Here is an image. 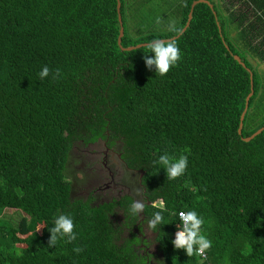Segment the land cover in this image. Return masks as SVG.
<instances>
[{
    "label": "trees",
    "instance_id": "trees-1",
    "mask_svg": "<svg viewBox=\"0 0 264 264\" xmlns=\"http://www.w3.org/2000/svg\"><path fill=\"white\" fill-rule=\"evenodd\" d=\"M194 1L120 0L123 47L176 37L168 22L184 28ZM209 1L214 9L194 7L175 38L182 58L160 76L145 64L154 55L146 46L119 45L118 0H0V264H201L172 244L182 210L205 221L212 248L203 264H264V130L242 138L264 126V0ZM44 66L62 78L41 80ZM106 138L144 171V220L160 210L153 203L165 205L154 263L141 252L132 197L92 205L72 196L73 144ZM165 153L188 156L184 175L169 180L153 163ZM7 209L23 215L14 223ZM61 214L73 218L76 240L50 247ZM124 228L131 233L120 240Z\"/></svg>",
    "mask_w": 264,
    "mask_h": 264
},
{
    "label": "clouds",
    "instance_id": "clouds-1",
    "mask_svg": "<svg viewBox=\"0 0 264 264\" xmlns=\"http://www.w3.org/2000/svg\"><path fill=\"white\" fill-rule=\"evenodd\" d=\"M259 14V13H258ZM157 24L161 23V19L158 17ZM167 31L174 33L176 37H179L183 32L182 26H177L176 20H170L167 24ZM150 50V53L154 54L149 56L145 54L144 61L149 70L155 68L156 74L165 76L174 67L178 65L181 60V50L178 46L177 39H153L146 45ZM39 78L44 80L49 76L53 80H59L62 78V72L60 69H56L54 72L49 69L48 66H44L39 72ZM190 151L185 149V152ZM154 164H159L166 172L167 179L175 180L184 175L188 168V156L180 155L178 158L170 156L165 153L159 156ZM145 202L143 200H134L130 206L129 212L131 215L139 216L141 212H144ZM153 207H158L160 210L153 213L152 217L148 219V227L155 230L158 225L163 224L162 211L165 205L161 202L159 205L152 204ZM179 218L181 226L177 227L175 233V239L172 244L176 249H183L188 257L199 256L201 257V264L203 260L207 258V252L212 248V241L202 232V227L205 224L204 219L195 211H181L179 212ZM75 224L71 215L61 214L56 217L54 226L49 229L50 240L49 246L56 245L58 239L66 238V243H72L76 240V234L74 232ZM39 230V229H38ZM83 251L81 247H74L73 252L80 254ZM19 254V253H18Z\"/></svg>",
    "mask_w": 264,
    "mask_h": 264
},
{
    "label": "rangeland",
    "instance_id": "rangeland-1",
    "mask_svg": "<svg viewBox=\"0 0 264 264\" xmlns=\"http://www.w3.org/2000/svg\"><path fill=\"white\" fill-rule=\"evenodd\" d=\"M103 148V143L100 142L99 145L91 143H85L84 141H76L69 154L68 163L66 166L65 174L68 180L72 185V196L73 198H81L87 200L88 193H93L90 202L92 205H98L102 202L109 201L112 199H119L125 195H136L137 193H131L124 187L123 184L119 185L117 188L123 190L122 194L117 193L112 187L104 188L105 181L107 178V172L104 171L102 162V151H99ZM122 168V179L125 182H130L131 174L127 170L125 163H122L120 166L117 163H111V172L118 176V168ZM125 168V169H124ZM124 174H126V179H124ZM139 174H137L138 176ZM136 176V180L138 177ZM116 179V178H115ZM134 179V183L138 182ZM116 181V180H115ZM122 181V180H121ZM119 181H116V183ZM126 189V190H125ZM132 189V188H131ZM124 194V195H123ZM135 200H143L142 197L135 196ZM6 214L14 222H18L23 215V212L13 209H7ZM140 223L138 222L134 228V231L137 233L136 227L141 226V231L144 239L148 243V252L151 255L152 263L157 259L162 258V253L159 251L158 242L156 240V233L153 229L148 227V221H145V216L143 212L140 214ZM114 224L116 226H121L125 220V212L122 207H118L114 216ZM143 220V221H142ZM41 229V228H40ZM131 231L128 228L121 230L120 240L128 237ZM24 240L18 241V252H24L26 247L29 245L30 240L28 237H24ZM119 240V241H120ZM143 248V247H142ZM145 253L144 251H141Z\"/></svg>",
    "mask_w": 264,
    "mask_h": 264
},
{
    "label": "flooded vegetation",
    "instance_id": "flooded-vegetation-1",
    "mask_svg": "<svg viewBox=\"0 0 264 264\" xmlns=\"http://www.w3.org/2000/svg\"><path fill=\"white\" fill-rule=\"evenodd\" d=\"M104 141H105V144H104L105 151H102L103 153L101 155L102 156V162L101 163H103V167L105 168V170L107 172V178H105L106 181L104 182L105 183L104 188L112 187L114 190L117 191V193H119V194L121 193L122 194L123 190H120L117 187L119 186V184H121V185L123 184L124 187H127L126 189L129 192H131V193H137L136 191L138 190L139 193L136 194V195H133V196H131V195H125L122 198H125L126 196H128V197H132L133 198V201H134L135 200V196H137V197H142L144 199L145 204L146 203L148 204V202H151V201H149L147 199L146 189H145V187H144V185L142 183V177L140 175L137 176V174L131 173L132 171H129V173L131 174V179H130L131 181L130 182H125L122 179V181L120 183H116V181H115L116 179L115 178L117 177V175L114 174L113 172H111L110 166H111V163H116L117 162V155L114 154L113 152H118L122 156V147H121V144L118 146V143L120 141H116V142L112 143L107 138L104 139ZM122 159H123V161H125V159L123 158V156H122ZM126 167H128V165ZM128 168H130V167H128ZM132 170L134 171L135 169H132ZM125 175L126 174H124V179H126V176ZM136 176L138 177V180H136ZM134 179L138 182L137 186L134 183ZM92 195H93V193H88V196H86L87 197V200L90 199V198H92ZM119 199H117V200H119ZM112 200H114V199H112ZM112 200H109V201H112ZM139 223H140V221H139ZM139 225H138V227H136V230H137V234L142 239V242H141L140 245H141V247H143L142 251L145 250V253H143V254L148 255L149 252L147 250H148V247L149 246H148V244L143 243V240H145V239H144V237L142 235V231L140 230L141 226H139Z\"/></svg>",
    "mask_w": 264,
    "mask_h": 264
},
{
    "label": "water",
    "instance_id": "water-1",
    "mask_svg": "<svg viewBox=\"0 0 264 264\" xmlns=\"http://www.w3.org/2000/svg\"><path fill=\"white\" fill-rule=\"evenodd\" d=\"M201 2H204V3H208L210 5V7L212 9H214V4H212L209 0H195L193 3H192V6H191V10H190V13H189V19H188V22L186 23L185 27L183 28V32L184 33L186 31V29L189 27L190 25V21L192 20V16H193V11H194V7L198 4V3H201ZM118 12H119V21H120V35H119V38H118V43L119 45L121 46V48L123 50H133L135 48H140L142 46H146L149 42H144V43H140V44H137V45H133V46H129V47H123L122 45V38L124 36V33H125V27H124V23H123V19H122V14H121V2L120 0H118ZM216 14V12H214ZM219 23V22H218ZM173 38H176V37H173ZM173 38H164V40H168V39H173ZM234 57L235 59H237L243 66L246 67V64L245 62L241 59V57L239 55H235L234 54ZM249 69V68H248ZM251 79H253V73L251 72ZM253 83V81H252ZM253 92H254V88H253V84H252V91L251 93L248 95L247 97V101H246V105H245V108H244V111L242 113V116H241V122H240V127H239V134L241 135L242 134V130H243V126H244V119H245V115H246V112L248 111V107H249V102H250V98L251 96L253 95ZM264 130V126H262L261 128H259L257 131H255L252 135L248 136V137H244L242 136V138L245 140V141H250L251 139H253L254 137H256L257 135H259L262 131ZM102 142L103 143V148L100 150V151H105V147H104V144H105V141L104 139H99L98 141L94 142L93 144L95 145H99V143ZM114 154L117 155V164H119L120 166H122V163L125 162L123 161L122 159V156L121 154H119L118 152H113ZM125 165L127 166L126 162H125ZM129 171H132L131 173H135V174H139L141 177L142 175L144 174V171L143 170H132L128 167H126ZM122 168H118V176L116 177V181H119L117 183H120L121 180H122ZM125 169V168H124ZM106 171V170H104ZM120 185V184H119ZM151 202H148V204H150Z\"/></svg>",
    "mask_w": 264,
    "mask_h": 264
},
{
    "label": "built area",
    "instance_id": "built-area-1",
    "mask_svg": "<svg viewBox=\"0 0 264 264\" xmlns=\"http://www.w3.org/2000/svg\"><path fill=\"white\" fill-rule=\"evenodd\" d=\"M183 211V210H182ZM181 212V211H180ZM186 212V211H185ZM207 255V254H206Z\"/></svg>",
    "mask_w": 264,
    "mask_h": 264
},
{
    "label": "bare ground",
    "instance_id": "bare-ground-1",
    "mask_svg": "<svg viewBox=\"0 0 264 264\" xmlns=\"http://www.w3.org/2000/svg\"><path fill=\"white\" fill-rule=\"evenodd\" d=\"M217 201V200H216Z\"/></svg>",
    "mask_w": 264,
    "mask_h": 264
}]
</instances>
